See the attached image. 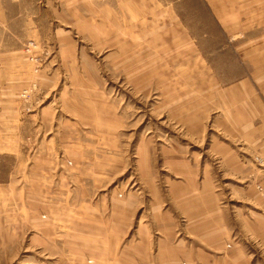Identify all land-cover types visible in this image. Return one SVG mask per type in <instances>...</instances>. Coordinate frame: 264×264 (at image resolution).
Masks as SVG:
<instances>
[{"label":"rangeland","instance_id":"374dc122","mask_svg":"<svg viewBox=\"0 0 264 264\" xmlns=\"http://www.w3.org/2000/svg\"><path fill=\"white\" fill-rule=\"evenodd\" d=\"M251 97H264V0H0V264L44 262L41 173L65 171L107 199L207 183L226 243L264 264L245 228L260 171L223 130L222 99Z\"/></svg>","mask_w":264,"mask_h":264},{"label":"crops","instance_id":"0c3cea01","mask_svg":"<svg viewBox=\"0 0 264 264\" xmlns=\"http://www.w3.org/2000/svg\"><path fill=\"white\" fill-rule=\"evenodd\" d=\"M222 108L229 139L250 157L264 155V97L222 99ZM51 174L41 173L38 194L40 264H254L244 248L226 243L233 226L207 183L203 188L190 176L168 182L157 196L128 192L107 199L71 190L66 171L60 181ZM154 186L143 192H155ZM256 192L248 201L260 217H247L245 228L264 243V196Z\"/></svg>","mask_w":264,"mask_h":264},{"label":"built area","instance_id":"2783aa9c","mask_svg":"<svg viewBox=\"0 0 264 264\" xmlns=\"http://www.w3.org/2000/svg\"><path fill=\"white\" fill-rule=\"evenodd\" d=\"M252 164L256 166L257 169H259L260 173L256 175V180H258V183L256 185L257 191L264 196V185L261 182H264V155H255L252 159Z\"/></svg>","mask_w":264,"mask_h":264}]
</instances>
